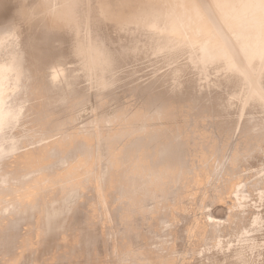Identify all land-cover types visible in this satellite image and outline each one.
<instances>
[{
    "label": "bare ground",
    "instance_id": "obj_1",
    "mask_svg": "<svg viewBox=\"0 0 264 264\" xmlns=\"http://www.w3.org/2000/svg\"><path fill=\"white\" fill-rule=\"evenodd\" d=\"M0 264H264V0H11Z\"/></svg>",
    "mask_w": 264,
    "mask_h": 264
},
{
    "label": "snow or ice",
    "instance_id": "obj_2",
    "mask_svg": "<svg viewBox=\"0 0 264 264\" xmlns=\"http://www.w3.org/2000/svg\"><path fill=\"white\" fill-rule=\"evenodd\" d=\"M13 8L11 0H0V30L11 31L15 26V20L10 13Z\"/></svg>",
    "mask_w": 264,
    "mask_h": 264
}]
</instances>
